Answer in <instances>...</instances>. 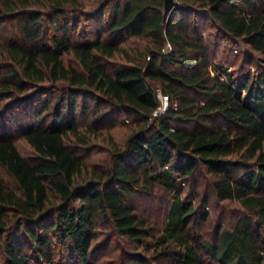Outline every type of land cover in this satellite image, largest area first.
Here are the masks:
<instances>
[{"label": "trees", "instance_id": "16d2710c", "mask_svg": "<svg viewBox=\"0 0 264 264\" xmlns=\"http://www.w3.org/2000/svg\"><path fill=\"white\" fill-rule=\"evenodd\" d=\"M131 36L148 40L143 54L110 64ZM221 44L241 55L238 71L216 60ZM89 116L136 127L79 180L66 139L82 140ZM0 165L15 183L0 173L1 264H91L100 226L129 264H261L264 0H175L166 14L164 0H0ZM201 170L214 200L241 206L211 237L191 229L209 199L183 196ZM156 189L169 195L162 226L132 200Z\"/></svg>", "mask_w": 264, "mask_h": 264}, {"label": "rangeland", "instance_id": "374dc122", "mask_svg": "<svg viewBox=\"0 0 264 264\" xmlns=\"http://www.w3.org/2000/svg\"><path fill=\"white\" fill-rule=\"evenodd\" d=\"M86 4H91L95 0H79ZM148 40L142 36L129 37L120 43L121 52L115 54L110 59V64L115 63H130L133 59H138L143 54L144 47L147 45ZM223 49V44L218 48L216 60H220L228 66L230 71H238L241 61V55L231 50L229 47ZM254 69V68H252ZM159 92V90H158ZM158 96V93H157ZM159 98V97H158ZM168 107V102L159 103L157 113L163 112ZM22 125L27 124L25 117L20 115ZM123 119V120H122ZM121 117L111 126H103L98 123L94 124L92 118L89 116L88 120L81 122L78 126L79 135L82 140L68 136L66 142L69 147L76 151L84 164V170L77 177L79 180L87 179L89 174L87 171L90 169L101 170L108 163H110L111 153L114 148H123L127 137L131 131L136 127L134 122H131L128 117ZM14 144L19 152L26 158H33L35 156L32 147L23 139L15 138ZM0 173L4 180L14 187L13 178L6 172L0 165ZM209 175L205 174L202 170L200 173L195 174L183 185L184 195L198 194L197 198L200 200L203 197L209 199L208 205L205 206L208 217L205 223L199 225L195 223L191 226L192 232L199 233L204 237H211L215 226L221 223V226H227L231 223L234 213L241 209L240 204L235 201L218 202L212 197V191L209 188ZM195 183V185H194ZM51 201L56 202L51 196ZM132 200L138 209L139 213L150 219V222L158 226H162L164 220L165 209L169 203V195L156 189L150 194L135 193ZM92 247L95 254L90 259L91 264H129L123 253L120 252L119 247L127 249L125 241L120 237L112 234L109 226L99 227L97 237L92 241ZM56 252H58L56 250ZM264 257V251H263ZM1 264V262H0ZM131 264V263H130ZM261 264H264V258Z\"/></svg>", "mask_w": 264, "mask_h": 264}, {"label": "water", "instance_id": "95a60500", "mask_svg": "<svg viewBox=\"0 0 264 264\" xmlns=\"http://www.w3.org/2000/svg\"><path fill=\"white\" fill-rule=\"evenodd\" d=\"M175 0H164V14H166L174 5Z\"/></svg>", "mask_w": 264, "mask_h": 264}, {"label": "built area", "instance_id": "2783aa9c", "mask_svg": "<svg viewBox=\"0 0 264 264\" xmlns=\"http://www.w3.org/2000/svg\"><path fill=\"white\" fill-rule=\"evenodd\" d=\"M158 97H159L161 103L165 105L166 102H167V96L164 95V94H162V93L159 91V92H158Z\"/></svg>", "mask_w": 264, "mask_h": 264}]
</instances>
